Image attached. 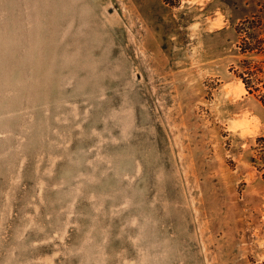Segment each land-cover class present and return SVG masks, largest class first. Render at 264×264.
<instances>
[{
	"label": "rangeland",
	"instance_id": "obj_1",
	"mask_svg": "<svg viewBox=\"0 0 264 264\" xmlns=\"http://www.w3.org/2000/svg\"><path fill=\"white\" fill-rule=\"evenodd\" d=\"M0 264H264V0H0Z\"/></svg>",
	"mask_w": 264,
	"mask_h": 264
}]
</instances>
